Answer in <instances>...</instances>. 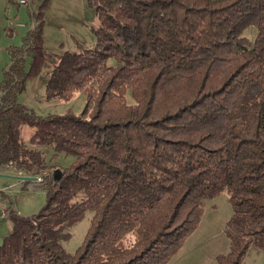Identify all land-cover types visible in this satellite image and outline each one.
I'll list each match as a JSON object with an SVG mask.
<instances>
[{"label": "trees", "instance_id": "trees-1", "mask_svg": "<svg viewBox=\"0 0 264 264\" xmlns=\"http://www.w3.org/2000/svg\"><path fill=\"white\" fill-rule=\"evenodd\" d=\"M29 1L34 26L7 46L2 68L0 168L41 176L46 201L31 216L11 210L0 264H167L221 192L232 214L216 264L264 249V0H86L94 46L53 56L43 46L49 0ZM251 25L252 42L241 36ZM48 65L45 99L81 92L79 114L18 102ZM59 154L73 160L54 175ZM87 211L68 252L67 230Z\"/></svg>", "mask_w": 264, "mask_h": 264}, {"label": "rangeland", "instance_id": "rangeland-1", "mask_svg": "<svg viewBox=\"0 0 264 264\" xmlns=\"http://www.w3.org/2000/svg\"><path fill=\"white\" fill-rule=\"evenodd\" d=\"M38 2L39 0H33L32 7H35ZM30 10V3L21 5L17 0L11 2L0 0V81L2 68L10 58L7 46L20 45L25 30L34 26ZM45 13L44 49L46 52L52 56L53 53L60 52L57 50L60 42L70 50L76 49L78 45L84 48L94 46L95 36L91 29L97 26L98 21L86 0H49ZM255 35L256 28L252 25L241 32V36L248 38L250 42L254 40ZM112 62L113 60L109 59V63ZM48 66L44 67L37 76L26 81L25 90L18 95V102L39 115L63 114L68 110L79 114L85 103V95L81 92L75 93L69 101L45 99V72L49 70L50 66ZM131 100L128 98V101ZM32 132L33 128L26 124L20 127L22 144L29 145ZM72 160L73 157L70 155L59 154L55 158L57 164L55 170H63L62 168L67 167ZM39 177L41 181H29L22 185L24 179L15 182L14 179L0 176V187L4 188V190L0 189V202H2L0 204V242L3 236L11 231L12 222L9 217L11 210L14 209L21 216H31L45 204L46 187L42 177ZM2 210L5 211L2 212ZM231 214V206L225 192H221L214 198L205 199L201 220L196 230L185 240L167 264H216L217 255L225 254L229 249V239L225 228ZM91 215L92 211H87L77 223L68 228L70 235L62 242L66 251L71 253L77 251L85 237ZM242 264H264V249L250 247Z\"/></svg>", "mask_w": 264, "mask_h": 264}, {"label": "crops", "instance_id": "crops-1", "mask_svg": "<svg viewBox=\"0 0 264 264\" xmlns=\"http://www.w3.org/2000/svg\"><path fill=\"white\" fill-rule=\"evenodd\" d=\"M45 12H46V10H45ZM45 16H46V13H45ZM45 26H46V17H45V24H44V33H43V46H44V40H45V34H46V28H45ZM29 28H27L26 30H25V32L28 30ZM24 32V33H25ZM45 48V47H44ZM60 48H62V49H67L66 48V46H64V44H62L61 42L60 43H58V45H57V50H59ZM61 49V50H62ZM53 172H55V171H53ZM0 176H4L5 178H8V179H14V181L15 182H17V180H21L22 181V179L23 178H21V177H23V176H21L20 174H18V173H16L14 170H12V169H10L9 167H3V168H0ZM20 181V182H21ZM11 183H13V182H11ZM6 184H10V183H6ZM22 184V183H21ZM0 189H2L1 187H0ZM2 190H4V188L2 189ZM8 193V192H7ZM14 210V209H13ZM17 213V212H16Z\"/></svg>", "mask_w": 264, "mask_h": 264}, {"label": "built area", "instance_id": "built-area-1", "mask_svg": "<svg viewBox=\"0 0 264 264\" xmlns=\"http://www.w3.org/2000/svg\"><path fill=\"white\" fill-rule=\"evenodd\" d=\"M17 2H18V4H21V5H22V4H28V3H30L29 0H17ZM36 180H37V181H39V180L41 181V178H40L39 176H37ZM1 190H2V189H1ZM0 204H2V202H0ZM3 211H5V210H2V212H3Z\"/></svg>", "mask_w": 264, "mask_h": 264}, {"label": "water", "instance_id": "water-1", "mask_svg": "<svg viewBox=\"0 0 264 264\" xmlns=\"http://www.w3.org/2000/svg\"><path fill=\"white\" fill-rule=\"evenodd\" d=\"M56 173H60V171L53 172L54 175ZM21 178H23L24 180H28V181H34V180H36L37 177L33 176V177H21Z\"/></svg>", "mask_w": 264, "mask_h": 264}]
</instances>
